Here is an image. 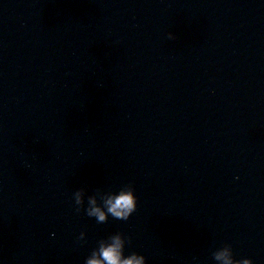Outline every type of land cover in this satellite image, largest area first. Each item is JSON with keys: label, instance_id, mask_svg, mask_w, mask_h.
<instances>
[{"label": "water", "instance_id": "1", "mask_svg": "<svg viewBox=\"0 0 264 264\" xmlns=\"http://www.w3.org/2000/svg\"><path fill=\"white\" fill-rule=\"evenodd\" d=\"M126 188L127 221L86 214ZM116 234L148 264H264V0H0V264Z\"/></svg>", "mask_w": 264, "mask_h": 264}, {"label": "clouds", "instance_id": "2", "mask_svg": "<svg viewBox=\"0 0 264 264\" xmlns=\"http://www.w3.org/2000/svg\"><path fill=\"white\" fill-rule=\"evenodd\" d=\"M175 35L169 33V39H174ZM83 193L75 194L76 204L83 203ZM139 197L134 189H122L118 193L109 196L103 206L99 205L95 198L89 200L86 214L94 217L97 222H105L111 216L113 219L127 221L137 211ZM85 234L82 232L79 239L84 240ZM127 242L125 238L116 234L99 243V247L94 250L86 259L85 264H148V258L139 253L126 254ZM217 264H254L250 258L236 259L233 249L226 245L214 254Z\"/></svg>", "mask_w": 264, "mask_h": 264}]
</instances>
